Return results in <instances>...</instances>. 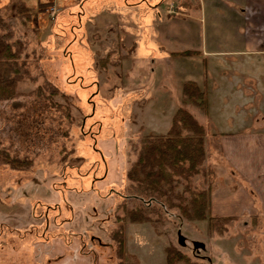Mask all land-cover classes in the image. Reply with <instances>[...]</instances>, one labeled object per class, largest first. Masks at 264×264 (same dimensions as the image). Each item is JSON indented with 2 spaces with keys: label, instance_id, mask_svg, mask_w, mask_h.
I'll use <instances>...</instances> for the list:
<instances>
[{
  "label": "rangeland",
  "instance_id": "374dc122",
  "mask_svg": "<svg viewBox=\"0 0 264 264\" xmlns=\"http://www.w3.org/2000/svg\"><path fill=\"white\" fill-rule=\"evenodd\" d=\"M21 1L28 8L26 18L15 16L10 30L15 38L27 35L23 57L30 78L16 92L31 106L43 88L54 105H46L38 131L16 135L14 129L8 140L1 132L5 118L17 122L24 110L0 104V140L12 159L27 161L10 164L0 156V264H167L170 246L183 253L176 264H257L250 257L219 255L211 241L238 237L240 245H253L256 251L260 247L251 237L264 233L261 224L221 222L211 231L208 219L197 224L161 204L167 200L187 206L194 194L236 183L234 171L217 155L216 143L212 151L205 147L203 164L189 182L176 181L153 192L128 178L144 140L166 132L171 106L178 103L175 92L153 90L151 111L140 112L146 96L139 83L155 85L159 61L151 40L139 39L138 29L144 22L150 33L156 4L166 9L171 2L140 0L139 9V0H116L113 11L111 0V5L107 0ZM14 2L0 0V10ZM196 33L201 37L199 29ZM182 67L179 63L178 72ZM162 68L163 80L173 82V71ZM178 106L190 108L202 124L201 110L189 99L183 97ZM26 116L32 118V111ZM133 209H141L151 222L132 223L128 211ZM256 255L264 260L261 251Z\"/></svg>",
  "mask_w": 264,
  "mask_h": 264
},
{
  "label": "crops",
  "instance_id": "0c3cea01",
  "mask_svg": "<svg viewBox=\"0 0 264 264\" xmlns=\"http://www.w3.org/2000/svg\"><path fill=\"white\" fill-rule=\"evenodd\" d=\"M109 1L107 4L113 2L111 7L116 10L118 2ZM169 1L171 4L166 9L156 4L154 14L150 15V33L147 23L143 22L138 29L139 39L143 36L151 40L155 61H159L154 69L155 85L139 83V89L146 96L140 112L145 115L151 111L152 100L156 98L153 90L164 91V94L175 92L180 104L186 82H194L204 90L207 110L199 108V117L207 133L206 150L212 151L214 143L218 145L220 153L217 155L234 171L232 178L236 182L226 188L215 186L209 213L215 218L264 226V0ZM142 2L139 0L137 4ZM141 5L139 9H143ZM109 8L102 7L106 12ZM198 29L201 37L196 33ZM115 48H119L118 45ZM179 63L183 65L180 72ZM163 66L173 71V82L163 80L164 76L160 75ZM178 103L171 106V122L167 121L166 132L162 134L170 131ZM154 128L150 126L149 130ZM251 238L260 247L256 251L253 245H250L253 250L240 245L238 237L232 241L222 237L211 242L216 244L219 255L233 253L264 264L256 255L260 251L264 254V233Z\"/></svg>",
  "mask_w": 264,
  "mask_h": 264
},
{
  "label": "trees",
  "instance_id": "16d2710c",
  "mask_svg": "<svg viewBox=\"0 0 264 264\" xmlns=\"http://www.w3.org/2000/svg\"><path fill=\"white\" fill-rule=\"evenodd\" d=\"M8 10L12 11L13 14L7 15L5 11ZM27 11L28 8L21 0H15L13 7L7 9L5 7L0 10V104H11L14 110H24L17 122L14 118L13 120L12 118L10 120L5 118L4 126L0 130L6 133L8 140H12L14 129L16 135H24L25 131L31 129L38 131L42 126L43 114L47 111L46 105H54L49 103L43 88L38 89L37 101L32 104L33 106H27L29 104L20 101L16 92L18 84L30 78L29 68L26 59L23 57L25 52L23 41L27 35L15 38L13 29L10 30V24L15 16L25 19L26 16L24 15ZM2 30H5V33ZM49 84L50 82L47 80V85L49 86ZM183 96L189 99L191 104L206 112V92L201 90L196 83L186 82L183 85ZM30 111H32V118L26 116L30 115ZM9 124H14L15 128ZM205 136V127L199 123L187 107L179 106L168 133L151 134L144 140L138 159L128 173L129 180L135 183L137 188L153 192H159L161 188L176 181L189 182L191 175L196 173V170L203 164L206 154ZM0 156L5 157L10 164L21 165L27 162L18 158L12 159L1 140ZM211 199L212 191L208 194L200 192L192 195L187 206H184L183 203L174 204L167 200L162 201L161 204L167 210H177V216L182 219L195 221L208 219L209 230L214 231L215 223L221 224L223 222L226 225L232 221V218L212 217L209 213ZM128 217L134 224L151 222V218L146 216L141 209L128 211ZM118 220L124 221L125 218ZM114 237L118 238V235L115 234ZM114 240L116 239L114 238ZM120 241L121 239L117 240L119 247L124 244L123 241L122 243ZM182 259H184L183 253L176 246H170L166 249L167 264H176ZM186 264L193 263L187 262Z\"/></svg>",
  "mask_w": 264,
  "mask_h": 264
},
{
  "label": "water",
  "instance_id": "95a60500",
  "mask_svg": "<svg viewBox=\"0 0 264 264\" xmlns=\"http://www.w3.org/2000/svg\"><path fill=\"white\" fill-rule=\"evenodd\" d=\"M179 238H180V242L183 244V238L181 237V235H179ZM195 247H196V248H198V247H200V248H204L203 245H200V244H198V243L195 244Z\"/></svg>",
  "mask_w": 264,
  "mask_h": 264
}]
</instances>
